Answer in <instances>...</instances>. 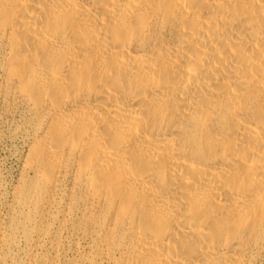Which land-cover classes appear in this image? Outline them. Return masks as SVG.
Wrapping results in <instances>:
<instances>
[{
    "label": "bare ground",
    "instance_id": "obj_1",
    "mask_svg": "<svg viewBox=\"0 0 264 264\" xmlns=\"http://www.w3.org/2000/svg\"><path fill=\"white\" fill-rule=\"evenodd\" d=\"M0 53L82 264L264 258V0H0Z\"/></svg>",
    "mask_w": 264,
    "mask_h": 264
},
{
    "label": "rangeland",
    "instance_id": "obj_2",
    "mask_svg": "<svg viewBox=\"0 0 264 264\" xmlns=\"http://www.w3.org/2000/svg\"><path fill=\"white\" fill-rule=\"evenodd\" d=\"M32 130L31 109L5 81L0 53V264H82L89 237L78 216L69 214L60 228L57 207L44 214V193L34 194L38 188L29 187L39 180L25 161ZM68 185L62 180L54 193L62 209L71 201ZM16 227H23L27 237L14 236Z\"/></svg>",
    "mask_w": 264,
    "mask_h": 264
}]
</instances>
